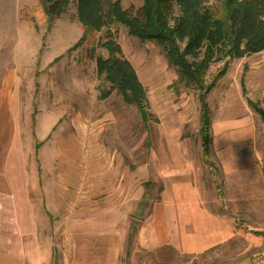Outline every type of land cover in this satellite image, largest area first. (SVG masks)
<instances>
[{
  "label": "rangeland",
  "instance_id": "1",
  "mask_svg": "<svg viewBox=\"0 0 264 264\" xmlns=\"http://www.w3.org/2000/svg\"><path fill=\"white\" fill-rule=\"evenodd\" d=\"M141 5L142 0L122 3L133 11ZM75 12L70 1L47 28L41 0H0V165L9 159L15 170L22 161L24 170L39 178L37 198L47 211L51 184L52 222L64 219L67 200L66 219L115 220L122 237L137 230L161 180H170L172 169L189 168L205 207L227 217L235 236L197 256L134 252L130 244L135 254L126 264H243L264 252V51L228 60L206 96L212 179L201 160L194 87L178 81L158 46L113 25L152 116L142 122L136 107L124 104L115 91L103 99L109 84L97 75L94 57L106 53L91 44L75 46L82 34ZM221 67L210 66L206 83ZM227 150L241 170L225 176L216 154ZM64 183L68 186L60 192Z\"/></svg>",
  "mask_w": 264,
  "mask_h": 264
},
{
  "label": "trees",
  "instance_id": "2",
  "mask_svg": "<svg viewBox=\"0 0 264 264\" xmlns=\"http://www.w3.org/2000/svg\"><path fill=\"white\" fill-rule=\"evenodd\" d=\"M70 1H75V19L82 30L75 46L91 44L106 53V57H94L97 75L109 84L101 94L103 99L115 91L124 104L136 107L142 122L152 116L146 92L110 30L113 25L125 28L129 37L141 43L158 46L168 65L176 69L178 81L194 87L199 102L201 160L214 179L206 96L225 74L228 60L264 51V0H142L137 11L123 9L126 0H41L47 28ZM101 31L104 33L93 40ZM219 63L222 67L206 83L210 66ZM246 102L255 110L251 101Z\"/></svg>",
  "mask_w": 264,
  "mask_h": 264
},
{
  "label": "crops",
  "instance_id": "3",
  "mask_svg": "<svg viewBox=\"0 0 264 264\" xmlns=\"http://www.w3.org/2000/svg\"><path fill=\"white\" fill-rule=\"evenodd\" d=\"M229 152L216 154L225 176L241 170L238 158L227 156ZM14 168L9 159L0 165V264H126L135 254H130V244L134 252L197 256L228 244L236 233L227 217L205 207L189 168L172 169L176 174L161 180L131 238L130 231L122 237L114 230L119 227L115 220L66 219L67 200L61 209L64 219L52 222L51 184L47 211L43 199L37 198L39 178L25 171L22 161ZM67 186L60 184V192ZM87 227L97 230L89 233Z\"/></svg>",
  "mask_w": 264,
  "mask_h": 264
},
{
  "label": "built area",
  "instance_id": "4",
  "mask_svg": "<svg viewBox=\"0 0 264 264\" xmlns=\"http://www.w3.org/2000/svg\"><path fill=\"white\" fill-rule=\"evenodd\" d=\"M243 264H264V252L257 254L249 261H246Z\"/></svg>",
  "mask_w": 264,
  "mask_h": 264
},
{
  "label": "bare ground",
  "instance_id": "5",
  "mask_svg": "<svg viewBox=\"0 0 264 264\" xmlns=\"http://www.w3.org/2000/svg\"><path fill=\"white\" fill-rule=\"evenodd\" d=\"M1 30H2V28H0ZM84 151V150H83ZM82 151V152H83ZM92 160V159H91ZM96 165H98V164H96ZM65 167V166H64ZM69 167V166H68ZM102 170V169H101ZM104 172V171H103ZM108 172V171H107ZM108 174V173H107ZM102 175H104V174H102ZM87 176V175H86ZM93 176H95V175H93ZM88 177V176H87Z\"/></svg>",
  "mask_w": 264,
  "mask_h": 264
}]
</instances>
